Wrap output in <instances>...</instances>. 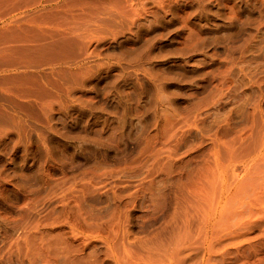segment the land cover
Here are the masks:
<instances>
[{
  "label": "rangeland",
  "instance_id": "rangeland-1",
  "mask_svg": "<svg viewBox=\"0 0 264 264\" xmlns=\"http://www.w3.org/2000/svg\"><path fill=\"white\" fill-rule=\"evenodd\" d=\"M19 22L58 61L0 113V264H264V0H0Z\"/></svg>",
  "mask_w": 264,
  "mask_h": 264
},
{
  "label": "crops",
  "instance_id": "crops-1",
  "mask_svg": "<svg viewBox=\"0 0 264 264\" xmlns=\"http://www.w3.org/2000/svg\"><path fill=\"white\" fill-rule=\"evenodd\" d=\"M0 24V113L10 115L6 105L33 103L45 83L46 67L58 61L52 59L50 29ZM44 24V23H43ZM72 51V59L80 57ZM49 91V90H47Z\"/></svg>",
  "mask_w": 264,
  "mask_h": 264
}]
</instances>
